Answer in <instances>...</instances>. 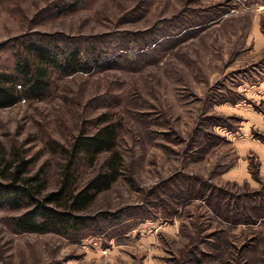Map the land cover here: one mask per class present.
I'll use <instances>...</instances> for the list:
<instances>
[{"label": "rangeland", "instance_id": "obj_1", "mask_svg": "<svg viewBox=\"0 0 264 264\" xmlns=\"http://www.w3.org/2000/svg\"><path fill=\"white\" fill-rule=\"evenodd\" d=\"M30 38L91 70L0 108V164L31 158L56 189L52 143L105 113L122 172L69 234L0 210V264H264V0H0V68Z\"/></svg>", "mask_w": 264, "mask_h": 264}, {"label": "trees", "instance_id": "obj_2", "mask_svg": "<svg viewBox=\"0 0 264 264\" xmlns=\"http://www.w3.org/2000/svg\"><path fill=\"white\" fill-rule=\"evenodd\" d=\"M80 47L60 45L52 39L20 40L10 69L0 68V108L50 96L57 79L91 70ZM119 124L107 114L90 119L73 136L70 147L53 142L51 148L65 158L58 187L48 190L43 167L31 171V158L5 160L0 167V210L22 212L13 218L20 231L69 234L88 224L82 214L98 194L112 187L121 174L122 154L117 149ZM107 153L100 166V156ZM99 166L98 170H90Z\"/></svg>", "mask_w": 264, "mask_h": 264}]
</instances>
